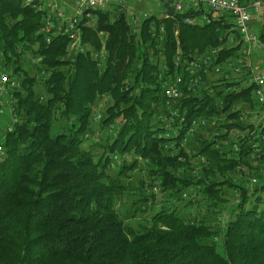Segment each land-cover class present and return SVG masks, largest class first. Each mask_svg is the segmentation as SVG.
I'll return each instance as SVG.
<instances>
[{
  "label": "trees",
  "instance_id": "16d2710c",
  "mask_svg": "<svg viewBox=\"0 0 264 264\" xmlns=\"http://www.w3.org/2000/svg\"><path fill=\"white\" fill-rule=\"evenodd\" d=\"M164 6L170 19L135 28L122 10L95 11L87 52L70 57L67 37L48 44L39 34L46 12L0 0V62L20 84L8 95L19 123L0 144V264H264V124L241 121L257 87L244 85L249 75L202 73L198 92L185 88L191 61L223 47L215 71L241 56V38L224 18L199 26V12ZM29 56L35 76L23 67ZM177 76L185 95L171 106L165 90ZM140 161L150 198L199 201H167L139 230L128 225L116 205L143 195L144 182L123 184Z\"/></svg>",
  "mask_w": 264,
  "mask_h": 264
},
{
  "label": "built area",
  "instance_id": "2783aa9c",
  "mask_svg": "<svg viewBox=\"0 0 264 264\" xmlns=\"http://www.w3.org/2000/svg\"><path fill=\"white\" fill-rule=\"evenodd\" d=\"M115 0H22L24 7L31 8L36 11L46 12L45 21L39 34L44 35L46 42L51 44L53 39L59 36L69 39L68 55L76 56L80 53H86L88 48L83 43V28H97V21L94 17L95 11L106 10ZM170 4L177 13H182L187 7V0H164ZM190 5L194 11L203 13H218L221 16H230L234 21V30L241 38L242 49L241 56L238 59L225 64L229 69L236 68V73L241 70L250 71L249 82L256 85V96L259 104L262 106V113L257 114V123L262 120L264 122V68L262 63H253V58L257 55H264V42L260 34L257 33L252 25V12H261L264 8V0H191ZM166 18H169L166 17ZM208 24L214 19L205 15ZM187 22H190L188 19ZM137 23L135 26H137ZM135 28V27H134ZM98 37L102 43V50L94 55V59L101 66L106 61V44L108 35L103 32L98 33ZM233 41V40H232ZM231 41V42H232ZM223 47L210 50L202 56L196 57L184 69L191 77L190 83L185 87L189 93H196L204 84L202 73L208 74L210 66L217 61ZM255 55V56H254ZM2 54L0 53V58ZM178 66V65H177ZM0 69L3 66L0 62ZM216 71L221 72L222 66H216ZM229 80V79H228ZM20 86L16 79H12L9 74H3L0 79V95L9 94L11 89ZM184 80L182 76H177L171 84L167 85L165 97L167 104L173 105L178 102L184 95ZM261 116V119L258 118ZM101 118L100 114L96 117V121ZM242 122H250L248 118H241ZM14 126L19 120L13 118ZM251 123V124H254ZM196 126V125H195ZM14 127L9 129L13 132ZM236 151H238L236 147ZM0 152L2 149L0 147ZM118 160V158L116 157Z\"/></svg>",
  "mask_w": 264,
  "mask_h": 264
},
{
  "label": "rangeland",
  "instance_id": "374dc122",
  "mask_svg": "<svg viewBox=\"0 0 264 264\" xmlns=\"http://www.w3.org/2000/svg\"><path fill=\"white\" fill-rule=\"evenodd\" d=\"M163 0H115L106 10L110 11L112 15L118 14L120 10H122L129 22L131 23L132 27L134 28L137 23H141L147 18H150L152 16H155L157 18H163V12L165 10V6L163 3H165ZM187 3V1H185ZM170 6V4H169ZM171 7V6H170ZM96 19V15H94ZM203 16H201L202 18ZM197 18L193 21L195 25L199 26H204L205 20ZM228 21L231 22L229 17ZM97 21V19H96ZM261 27H263L260 24ZM257 28V27H256ZM257 33L260 34V29H255ZM239 42L235 43V41H232V45H237ZM255 56V55H254ZM257 57V58H256ZM256 57L253 58V63H262L263 68H264V55H257ZM33 57L29 56L26 58V60L23 61V67L27 70V72L30 73L31 76H35L36 72L31 68V61ZM233 61V60H231ZM215 71L210 72L208 74V77L212 81H216L218 79L224 78L229 82H234L243 79L244 77L246 78L247 75H249L250 71L247 70H241L240 73H236V68L229 69L227 66H223L221 72H217L216 69ZM4 70L0 69V79L1 76L4 74ZM19 77V76H18ZM20 79V78H19ZM229 79V80H228ZM245 86H251L250 82L249 83H244ZM244 87V86H242ZM37 92L42 93L43 88L41 86L37 87ZM254 96L257 100V105L255 106L254 109H251L248 106H243V116L241 118H248L250 120L249 124L254 123L255 120L258 121L257 119V114L262 113V106L259 104L258 98L256 96V93H254ZM106 100L102 101V104H100V109L103 111L104 106H105ZM101 111V113H102ZM96 118V117H95ZM261 119V116L259 117ZM264 122L260 120L258 122V125H262ZM11 127H14V122H13V116H12V111H11V106L9 102V96L8 94L0 95V144L2 143L3 138L5 137L6 133L9 132V129ZM104 137L107 136V134H103ZM239 134H233L232 137L236 141V138H238ZM3 153V149L2 152ZM122 158V163L123 161H126L127 157H121ZM197 160H195V166ZM150 169L146 165L145 162L140 161L139 167L130 174V178L127 180L125 179L124 185L125 187L130 188H136V189H142L141 183L144 182L145 187L143 188L144 192L143 195L141 194H136V195H123L120 196L116 205L117 212L119 213L120 217L123 220H127V224L133 227L136 230L140 229L141 225H144L148 220L151 219L153 215H155L162 207H165L169 205L170 199H165L162 194L159 193V190L155 191L156 194V199L153 200L150 198L151 195V190L149 187H147L148 184L152 182V177L150 175ZM198 173L197 171L195 174ZM241 177H238V183L241 181ZM156 187L155 185H152ZM252 186V185H251ZM250 186V187H251ZM147 195L148 202H142L141 200ZM186 197L183 199L182 203L175 202V201H170L171 203L175 204H184L186 203L187 199H191L194 201H199L197 196H190L188 193H183ZM165 200V202H164ZM199 204V203H198ZM169 205V206H173ZM144 207V208H143ZM194 212L198 211L197 208L193 209ZM197 212L195 213V215ZM202 214V213H201ZM208 216V215H207Z\"/></svg>",
  "mask_w": 264,
  "mask_h": 264
},
{
  "label": "crops",
  "instance_id": "0c3cea01",
  "mask_svg": "<svg viewBox=\"0 0 264 264\" xmlns=\"http://www.w3.org/2000/svg\"><path fill=\"white\" fill-rule=\"evenodd\" d=\"M164 1V0H163ZM162 1V2H163ZM190 1L191 0H187V7H186V9H185V11L184 12H182V13H185V12H188V11H194L193 9H192V7H191V5H190ZM165 2V1H164ZM164 4V3H163ZM172 9L174 10V8L172 7ZM196 12H198V11H196ZM200 13V17H198V18H201V16H203L201 19H204L205 20V15H208L209 17H211L212 19H214V20H216V19H219V18H224L230 25H232V28H233V30H234V21H233V19L230 17V16H228V15H226V16H221L220 14H218V13H210L209 11H204L203 13H201V12H199ZM263 14H264V8H263V10L261 11V12H252V25H253V27H254V29H262V28H264V20L262 19V17H263ZM163 15H164V19H170V15H169V13H168V11L165 9L164 10V12H163ZM169 16V18H166V17H168ZM227 17H229L230 18V20H232L231 22H229L228 20L229 19H227ZM205 23L206 24H208L207 22H206V20H205ZM260 24L263 26V27H261L260 26ZM257 27V28H256ZM235 31V30H234ZM232 40H234L235 42H236V39H235V37H232V39H231V41ZM257 58V57H256ZM9 95V94H8Z\"/></svg>",
  "mask_w": 264,
  "mask_h": 264
}]
</instances>
